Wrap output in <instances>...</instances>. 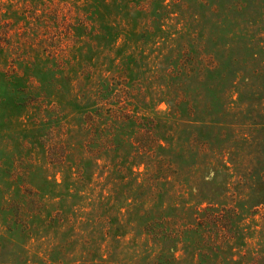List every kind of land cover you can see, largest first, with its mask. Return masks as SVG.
Here are the masks:
<instances>
[{"label": "rangeland", "instance_id": "rangeland-1", "mask_svg": "<svg viewBox=\"0 0 264 264\" xmlns=\"http://www.w3.org/2000/svg\"><path fill=\"white\" fill-rule=\"evenodd\" d=\"M0 264H264V0H0Z\"/></svg>", "mask_w": 264, "mask_h": 264}, {"label": "trees", "instance_id": "trees-1", "mask_svg": "<svg viewBox=\"0 0 264 264\" xmlns=\"http://www.w3.org/2000/svg\"><path fill=\"white\" fill-rule=\"evenodd\" d=\"M218 69L219 68L215 69V67H214L211 71L207 72V77L209 79L214 78V75L218 71ZM158 147L162 148L161 146H158ZM153 233H154V236L159 238V239H168L170 237V233L166 228H161V229L156 230V231L154 230Z\"/></svg>", "mask_w": 264, "mask_h": 264}]
</instances>
